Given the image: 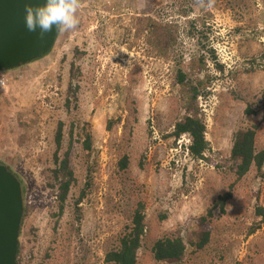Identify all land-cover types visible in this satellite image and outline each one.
Here are the masks:
<instances>
[{
  "label": "rangeland",
  "instance_id": "rangeland-1",
  "mask_svg": "<svg viewBox=\"0 0 264 264\" xmlns=\"http://www.w3.org/2000/svg\"><path fill=\"white\" fill-rule=\"evenodd\" d=\"M77 15L44 59L9 70L0 89V163L23 182L28 208L19 263L106 264L139 203L146 243L172 232L185 239L176 264H264V179L253 164L239 175L231 158L238 131L253 132L254 153L264 152V0H81ZM180 67L194 84L206 81L197 98L203 160L189 155L188 136L169 137L187 113ZM62 180L71 184L63 205ZM225 193V212L209 217ZM201 218L210 237L197 250L187 241ZM138 263L171 264L145 247Z\"/></svg>",
  "mask_w": 264,
  "mask_h": 264
},
{
  "label": "trees",
  "instance_id": "trees-1",
  "mask_svg": "<svg viewBox=\"0 0 264 264\" xmlns=\"http://www.w3.org/2000/svg\"><path fill=\"white\" fill-rule=\"evenodd\" d=\"M200 60L202 65L205 66L204 58L202 57ZM215 64L216 67L220 70L222 66L217 63ZM176 82L180 85L182 89V93L185 98V101H183V107L185 108L187 113L182 115L175 122V124L173 125V130L169 133V137L174 140H178L183 135L188 136L190 141L189 146L187 148L189 155L194 159L203 160L205 159V154L209 149V143L205 136L206 124L204 118L202 117V114H200L197 98L202 94H206L204 92L206 87V81L202 80L199 83L194 84L190 80L189 76H187V74H185L182 68L180 67L177 69L176 72ZM259 104L260 111L262 112L264 118V88L260 93ZM246 113L253 114L252 111H250L249 107L246 109ZM60 136L61 128L58 129L57 133L58 144L60 141ZM90 144V135L85 134V138L83 141V149L85 151H89ZM231 158L234 160H240V163L238 165L239 175L244 174L249 169L250 165L253 164L257 172L259 174H262V178L264 179V169H262L264 162V152L260 151L259 153H254L253 132H237L233 147L231 149ZM120 165L122 168H124L126 166V159H124ZM90 172L91 168L88 169L89 174ZM19 181L21 183L22 194L24 199L26 191L23 182L20 179ZM57 184L59 191L58 200L63 205L66 201L71 184L69 180H62L59 181ZM90 187L91 182L90 178H88L85 182L83 189L80 191L78 198L74 201L75 207H77L87 195V193H89L88 190L90 189ZM229 198L230 194L228 193L219 196L218 199L214 202V204L208 209V216L211 217V211L214 207H218L221 214L224 213L225 203ZM75 210V213L77 215L76 220L79 221L81 219L80 209L76 208ZM24 212L25 214L28 213V208H26L25 204ZM257 214L264 216V210L261 208H257ZM164 218V215H160V219ZM261 222L264 223V217L263 221ZM197 227V231L193 233L192 237L188 238L187 242L190 246L196 248L197 250H202L208 243L210 237V227H207L205 218H201L200 221L197 222ZM258 227L259 225H257L256 227H252L248 231V234H253L258 229ZM145 238V215L143 211V205L138 203L131 213L130 224L125 228L123 234L119 236L116 246L105 252L104 262L106 264H139L138 253L144 247L149 251L151 258L156 263L169 262L171 264H176L183 259L186 249V241L180 234L173 232L163 234L161 237H158L154 240L152 239L149 243L145 242ZM18 251L19 244L17 250V263L20 264L18 259Z\"/></svg>",
  "mask_w": 264,
  "mask_h": 264
},
{
  "label": "water",
  "instance_id": "water-1",
  "mask_svg": "<svg viewBox=\"0 0 264 264\" xmlns=\"http://www.w3.org/2000/svg\"><path fill=\"white\" fill-rule=\"evenodd\" d=\"M26 0H0V71L17 69L43 58L52 49L59 31L41 35L24 25ZM42 4L44 0H30ZM24 214L21 183L0 163V264H18L17 250Z\"/></svg>",
  "mask_w": 264,
  "mask_h": 264
},
{
  "label": "clouds",
  "instance_id": "clouds-1",
  "mask_svg": "<svg viewBox=\"0 0 264 264\" xmlns=\"http://www.w3.org/2000/svg\"><path fill=\"white\" fill-rule=\"evenodd\" d=\"M81 0H44L42 4H33L26 0L24 5V25L29 32L41 35L57 31L75 29L79 24L77 15Z\"/></svg>",
  "mask_w": 264,
  "mask_h": 264
},
{
  "label": "built area",
  "instance_id": "built-area-1",
  "mask_svg": "<svg viewBox=\"0 0 264 264\" xmlns=\"http://www.w3.org/2000/svg\"><path fill=\"white\" fill-rule=\"evenodd\" d=\"M8 71H0V89L4 88L7 83Z\"/></svg>",
  "mask_w": 264,
  "mask_h": 264
},
{
  "label": "crops",
  "instance_id": "crops-1",
  "mask_svg": "<svg viewBox=\"0 0 264 264\" xmlns=\"http://www.w3.org/2000/svg\"><path fill=\"white\" fill-rule=\"evenodd\" d=\"M41 59H44V58H41ZM39 60V59H38ZM34 62V61H33Z\"/></svg>",
  "mask_w": 264,
  "mask_h": 264
}]
</instances>
